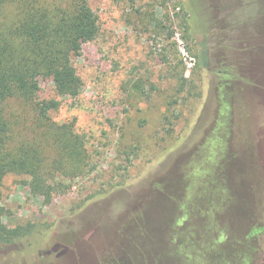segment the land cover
Listing matches in <instances>:
<instances>
[{"label": "rangeland", "instance_id": "374dc122", "mask_svg": "<svg viewBox=\"0 0 264 264\" xmlns=\"http://www.w3.org/2000/svg\"><path fill=\"white\" fill-rule=\"evenodd\" d=\"M87 1L99 29L73 60L80 93L39 81L87 172L49 195L4 177L0 224L53 234L1 264H264V0Z\"/></svg>", "mask_w": 264, "mask_h": 264}, {"label": "trees", "instance_id": "16d2710c", "mask_svg": "<svg viewBox=\"0 0 264 264\" xmlns=\"http://www.w3.org/2000/svg\"><path fill=\"white\" fill-rule=\"evenodd\" d=\"M154 20L152 16L149 22ZM98 29V17L87 0H0V186L7 174L26 175L34 190L49 195L58 178L87 172L83 136L75 132L73 120L51 119L49 112L59 100L40 99L39 81L49 79L58 97H76L82 83L73 60ZM179 79L181 90L187 81L183 69ZM12 103L19 107L17 111L10 110ZM4 212L0 205V215ZM45 231L51 237L53 227L0 224V254L5 258L0 257V264L30 247L31 260L33 241ZM17 241L24 247L15 248ZM24 263L29 261L5 264Z\"/></svg>", "mask_w": 264, "mask_h": 264}, {"label": "flooded vegetation", "instance_id": "af4514ba", "mask_svg": "<svg viewBox=\"0 0 264 264\" xmlns=\"http://www.w3.org/2000/svg\"><path fill=\"white\" fill-rule=\"evenodd\" d=\"M57 255L56 256H58L60 253H56ZM95 264V263H94Z\"/></svg>", "mask_w": 264, "mask_h": 264}, {"label": "built area", "instance_id": "2783aa9c", "mask_svg": "<svg viewBox=\"0 0 264 264\" xmlns=\"http://www.w3.org/2000/svg\"><path fill=\"white\" fill-rule=\"evenodd\" d=\"M182 52H184V51L182 50Z\"/></svg>", "mask_w": 264, "mask_h": 264}]
</instances>
